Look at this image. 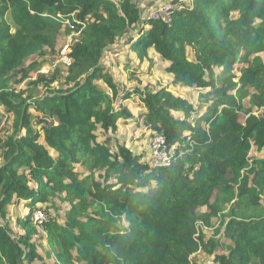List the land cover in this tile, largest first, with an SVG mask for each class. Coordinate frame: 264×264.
Instances as JSON below:
<instances>
[{
    "label": "trees",
    "instance_id": "1",
    "mask_svg": "<svg viewBox=\"0 0 264 264\" xmlns=\"http://www.w3.org/2000/svg\"><path fill=\"white\" fill-rule=\"evenodd\" d=\"M187 3L166 24L145 22L138 0H0V108L14 117L1 142L0 219L30 201L25 235L0 221V264H46L32 243L40 233L33 216L59 204L69 206L66 216L42 226L56 264H198L197 254L264 264V216L240 219L234 207L264 205V158H251L253 147L264 150V0ZM60 16L86 25L66 74L55 68L31 81L45 88L41 96L11 88L18 75L31 79L26 59L56 53L63 33L83 27L67 28ZM136 26L128 45L141 63L152 66L154 50L175 85L210 89L197 105L166 88L135 91L152 136L181 146L170 167H151L115 137L133 115L104 58ZM227 210L222 242L215 221Z\"/></svg>",
    "mask_w": 264,
    "mask_h": 264
},
{
    "label": "rangeland",
    "instance_id": "2",
    "mask_svg": "<svg viewBox=\"0 0 264 264\" xmlns=\"http://www.w3.org/2000/svg\"><path fill=\"white\" fill-rule=\"evenodd\" d=\"M172 0H138L140 7L144 10V16L145 22L147 21V14L149 13V10L151 7H156L160 2H170ZM186 2L190 0H185ZM187 3V4H188ZM138 28L140 27H135L131 33L120 40V44L117 48L113 49L111 54L106 55L104 58V64L107 65L108 69L114 76L115 80L119 83L121 88L123 89L124 94H130L131 91H135L137 86L139 85V80L143 84H145L144 89H142L144 94H147L148 90L149 92H156L162 88H166L170 91H172L176 96L185 98L187 100H193L199 104V97L196 98L195 100L192 99L194 96L193 92L194 90L191 91H182L181 87L178 85L174 84V81L171 82V77L167 74V72L164 70V62L162 58L151 55V60L153 62L155 61V66L152 67L150 61H148L149 67L148 68H143V73L142 75L136 76L134 79L131 76V72L125 70V65L128 63L131 59V55L128 51V48L125 50L128 45V42L131 38L137 35L138 33ZM71 34L63 33V35L60 37L58 49L56 53H51L50 51L47 50L45 54H36L28 59L25 60V68L30 69L31 65H34V68L30 70V76L31 79L26 80V81H21V76L18 75L15 77L12 82L10 83V87L16 90H26L27 93L31 95H38L41 96L45 88L40 85L39 87L41 88L36 91L35 87L33 85H30L31 81L37 80L38 76L41 74H46V73H51L55 68H61L63 71V75L66 74L67 72V66L60 60L59 58V52L66 46L70 45L72 43V40L70 39ZM123 57V58H122ZM126 61V62H125ZM132 61V60H130ZM125 62V63H124ZM135 62V61H132ZM137 64V63H136ZM139 68H141L138 65H135ZM138 68V69H139ZM244 68V65L238 64L236 65L235 73L240 76V70ZM174 78V77H173ZM170 80V81H169ZM145 82V83H144ZM102 84V83H99ZM141 85V84H140ZM102 86V85H101ZM54 87H59L58 84H55ZM104 87V86H103ZM106 89V87H104ZM197 92V91H195ZM190 95H189V94ZM188 94V95H187ZM135 99H132L129 104L135 106L139 104L140 100L138 99L137 96L134 97ZM247 107L250 105L247 104ZM138 112V111H137ZM255 115L259 116L261 114V110H255L254 112ZM247 119V116L245 114H242V122L244 123ZM38 121L34 122V125L38 130H41V126L37 125ZM135 126V125H133ZM145 125L141 124L138 126L140 130H143L142 135H138L137 133L132 136V139L130 141V144H133L136 150L143 151L144 148L148 149V152L151 150V143H152V131L149 130L148 127H144ZM14 132V117H11L4 109L0 108V156L2 154V145L1 142L5 141L8 137L12 136ZM132 132V130L130 131ZM138 136V138H136ZM136 138V139H135ZM117 139V138H116ZM119 141V140H118ZM136 152V151H135ZM251 158L254 159H262L264 158V150L261 152L258 151L255 147H253L252 152H251ZM2 163V158L0 157V165ZM32 187H35L34 184H32ZM30 203L28 202H20L19 204L15 205L14 207H8L7 209V219H0L2 223H7V225L13 230L15 237L19 239L21 236L25 235L26 232L24 228L22 227L20 221L27 217L29 214V209H25V206ZM235 212L236 215L240 219H260L262 216H264V205L262 206H255L253 205L248 199H242L239 200L235 203ZM38 208L45 210L46 213L50 216V218H59L63 219L66 216L67 211L69 210V206L67 204H59L57 208H52L50 206H42L40 205ZM229 210H227L224 214H222L215 222H216V228H222V234L220 235V239L222 242H226V237H224V227L226 223L230 220L228 217L229 215L227 214ZM200 212H203L201 210ZM63 221V220H62ZM35 225V224H34ZM40 233L36 237L32 239V243L35 244L37 247V251L43 255L44 261L46 264H56L55 257L53 256L52 259L47 258V254L51 253V249L48 246V242L46 239V233L43 230L42 227H39ZM203 232L208 238H212L213 236V229H203ZM223 250V249H222ZM224 251V250H223ZM220 252V251H219ZM220 253H225V252H220ZM196 261L198 264H213V256H205V255H197ZM26 264H29L28 261ZM33 264H40V262H35Z\"/></svg>",
    "mask_w": 264,
    "mask_h": 264
},
{
    "label": "built area",
    "instance_id": "3",
    "mask_svg": "<svg viewBox=\"0 0 264 264\" xmlns=\"http://www.w3.org/2000/svg\"><path fill=\"white\" fill-rule=\"evenodd\" d=\"M185 0H173L170 2H160L158 6L151 7L149 13L147 14L146 20H155L162 21L166 24H171L176 14L185 8ZM60 18H62L60 16ZM62 23L65 27L72 30H76L75 23L82 25L83 27L79 31H74L71 33L70 39L73 41L78 40L81 36V33L86 28V25L77 21L75 18H62ZM71 43V44H72ZM71 44L60 50L59 58L60 60L68 67L72 65V58L70 57L71 53ZM181 146L175 145L169 147L167 138L163 135H156L152 138L151 150L146 159L147 163L153 168H165L170 167L174 161L177 159L178 153L181 155ZM51 220L50 216L46 213L45 210L37 209L33 216L34 224L39 228L48 223ZM204 229V228H202ZM198 255V254H197ZM196 255V256H197ZM194 256V257H196ZM193 264V263H192Z\"/></svg>",
    "mask_w": 264,
    "mask_h": 264
},
{
    "label": "crops",
    "instance_id": "4",
    "mask_svg": "<svg viewBox=\"0 0 264 264\" xmlns=\"http://www.w3.org/2000/svg\"><path fill=\"white\" fill-rule=\"evenodd\" d=\"M119 45H117V46H115V47H113V48H111V50H113V49H115V48H117ZM128 48V51L129 52H131L130 51V46H127L126 48H124L125 50ZM112 52L110 51V52H108V54H111ZM130 57H131V59L130 60H132V61H135V62H132V61H127L128 63L125 65V70H127V71H129V72H131V76L134 78V79H136L135 78V74H136V76H139V75H142V73H143V68H148L149 67V64H148V61H145L144 63H141L139 60H138V58H137V56L135 55V54H133L132 52L130 53ZM151 55H155V56H158V57H160L157 53H155V51L154 50H151L150 51V57H151ZM261 56H262V58L264 59V53H262L261 54ZM105 58H107V57H105ZM123 58V57H122ZM161 58V57H160ZM164 61V60H163ZM126 62V61H125ZM124 62V63H125ZM137 63V64H136ZM135 65H138V66H140L141 68H139V67H137V66H135ZM107 66V65H106ZM155 66V61H154V64L152 65V67H154ZM170 66V63L169 62H167V61H165L164 62V70L166 71V68L167 67H169ZM139 68V69H138ZM220 69H215V72L217 73V74H219L220 73ZM168 74V73H167ZM169 75V74H168ZM170 77H171V82H173L174 81V78H173V76H171V75H169ZM140 77V76H139ZM117 81V80H116ZM170 81V80H169ZM145 83V82H144ZM119 84V83H118ZM141 84V85H140ZM120 86V85H119ZM144 86H145V84H143L142 82H141V80H139V85L137 86V88H136V90H138V89H140L141 91H142V89H144ZM120 88H121V86H120ZM122 89V88H121ZM181 89H182V91L184 90V91H191V90H194V92H193V95L194 96H192L193 98L192 99H196V98H200V95L201 94H203V93H206V92H209L210 91V89H200V88H183V87H181ZM135 90V91H136ZM135 91H131L130 92V94H128L129 95V99H126V100H124L123 101V104L125 105V106H127L128 108H129V110H130V112L132 113V115H133V118L132 119H129V120H120V123H119V130H118V132L116 133V135H115V137L117 138V140H119L120 141V143H122V144H125L129 149H131L132 151H134V153H136V154H145V156H146V159H147V157H148V155H149V152H148V149L146 148H144V150L142 151H139V150H136L135 149V147L133 146V144H130V141H131V139H132V136L134 135V134H138V135H142L143 134V130H140V129H138L139 127L138 126H140L141 124H143L144 125V122L143 121H141V115L143 114V113H145L146 112V107H145V105H144V103L142 102V99H141V96L140 95H137L136 93H135ZM195 91H197V92H195ZM122 92H123V89H122ZM143 92V91H142ZM189 94V93H188ZM187 94V95H188ZM123 95H125L124 93H123ZM190 95V94H189ZM135 96H137L138 97V99L140 100V102H139V104H137V105H135V106H133V105H131V104H129L130 102H131V100L132 99H135L134 97ZM133 101V100H132ZM191 103H193V104H195V105H197V102H195V101H191V100H189ZM198 101H199V99H198ZM138 111V112H137ZM133 125H135V126H133ZM145 127V126H144ZM132 130V132H130ZM136 138H138V136L136 137ZM135 138V139H136ZM136 151V152H135ZM25 202H28V201H25ZM16 205V204H15ZM15 205H12L11 207H14ZM25 209H27L26 207H25Z\"/></svg>",
    "mask_w": 264,
    "mask_h": 264
},
{
    "label": "clouds",
    "instance_id": "5",
    "mask_svg": "<svg viewBox=\"0 0 264 264\" xmlns=\"http://www.w3.org/2000/svg\"><path fill=\"white\" fill-rule=\"evenodd\" d=\"M173 1V0H172Z\"/></svg>",
    "mask_w": 264,
    "mask_h": 264
}]
</instances>
